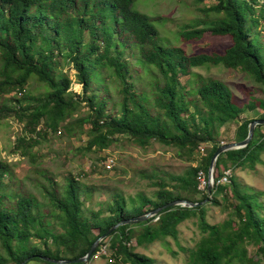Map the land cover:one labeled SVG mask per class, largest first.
Returning a JSON list of instances; mask_svg holds the SVG:
<instances>
[{
    "label": "trees",
    "instance_id": "1",
    "mask_svg": "<svg viewBox=\"0 0 264 264\" xmlns=\"http://www.w3.org/2000/svg\"><path fill=\"white\" fill-rule=\"evenodd\" d=\"M140 1L0 0V98L10 95L9 102L0 105V123L12 118L22 127L11 154L34 161V149L62 132L70 137L84 134L83 153L103 152L124 135L141 148L157 142L191 159L200 147L210 146L209 150L196 167L171 177L176 184L162 178L152 183L158 187L155 199L139 195L137 203L133 200L128 206L117 196L103 217L101 211L84 214L78 177L65 178L61 192L46 177L41 190L47 202L41 204L11 190V165L0 160V264H52L42 257L78 259L119 222L179 199H208V205L219 207V196L228 215L220 224L207 221L204 204L176 206L145 222L120 226L95 255L106 245L115 264H155L136 248L168 237L177 241L178 226L195 218L203 236L195 249L181 248L187 252V264H259L249 256V246L264 260V205L259 199L264 193L242 186L234 174L260 161L264 126L255 128L247 147L218 157L215 178L231 169L230 184L216 186L211 194L197 189L198 173L207 179L211 159L221 146L220 129L236 123L233 141L239 142L248 136L252 121L264 119V0H214L200 8L203 18L184 25L180 37L194 42L208 34L226 37L230 45L192 55L162 43L161 18L140 12ZM127 50L135 52V64L144 75L134 70ZM63 64L75 72L79 96L70 91L72 79L62 71ZM219 65L244 73L259 86L262 97L250 94L246 102H239L222 81L192 73L194 68ZM149 73L155 74L150 90L136 91V84ZM190 75L194 88L187 91L183 79ZM31 79L43 88L41 93L26 91ZM81 108L86 114L75 117ZM246 112L256 118L246 117ZM197 194L201 197L192 199ZM132 241L135 246L129 245Z\"/></svg>",
    "mask_w": 264,
    "mask_h": 264
},
{
    "label": "rangeland",
    "instance_id": "2",
    "mask_svg": "<svg viewBox=\"0 0 264 264\" xmlns=\"http://www.w3.org/2000/svg\"><path fill=\"white\" fill-rule=\"evenodd\" d=\"M214 2V0H206L205 3L198 4L196 0H141L136 7L140 12L161 18L158 31L162 43L170 47H179L185 53L192 55L199 52L223 51L230 45L228 38L214 37L208 34H205L203 39L194 42H185L180 37V31L184 25L192 24L203 18L200 8L204 5H212ZM261 34H264V31ZM125 54H127L126 58L132 61L134 70L140 76L144 75L145 72L142 68L135 64V52L127 50ZM62 71L68 73L72 79L70 91L79 96L81 85L75 81V72L64 64ZM192 73L202 78H214L222 81L239 102H246L250 94H255L256 98L262 97L259 86L239 70L233 71L219 65L194 68ZM153 76H155L154 73L146 75L144 80L136 84L135 90H150L148 84ZM191 76L193 75L183 79V83L187 84V91L194 88L192 83L194 76ZM42 90L43 88L35 79H31L26 87V91L32 95H37ZM12 95L20 97L17 94ZM9 97L10 95L1 97L0 105L9 102L7 100ZM191 97L196 98L194 94H191ZM86 112V108H81L75 117L83 116ZM245 116L256 118V114L253 112H246ZM236 126L237 124L233 122L221 128L217 140L221 144L233 143ZM21 128V125L12 118L0 123V160H5L11 165L13 174L10 182L11 190L16 188L23 194L33 196L43 204L47 201L44 199L41 187L46 184V177L51 178L61 192L60 189L65 184V178L76 176L80 179V197L84 201V214L88 217L92 215V212L97 211L102 212L101 217L108 215L107 206L113 204L114 198L117 196L122 197L128 206H132L133 200L137 203L136 199L139 195L151 200L155 199L158 187L152 183L162 178L168 184H176L171 180V177L184 175L190 167H196L210 147L203 146V150L196 151L191 159L186 154L181 157L177 149L163 146L157 142H152L147 148H141L124 135L103 152L83 153L80 148L86 145L87 137L84 134L70 137L62 132L52 135L48 141L36 147L34 149L36 158L32 161L29 158L11 154L16 137L21 135ZM262 130L264 132V128ZM109 158L115 160L112 169L107 168L106 163ZM234 174L242 186L264 193V152L261 153L260 161L254 165L253 169L236 170ZM181 193L187 195L185 192ZM191 197L199 199L201 194L191 195ZM259 199L264 205V194ZM218 200L221 203L219 207L208 205V201L204 204L207 208L206 219L210 224H220L228 218L223 207L225 202L221 196L218 197ZM56 231L60 232L61 230L57 229ZM178 231L177 241L168 237L147 247H137L136 252L153 258L155 264H187V252H183L181 248L195 249L203 234L198 228L195 218L180 224ZM129 245L135 246V241L130 242ZM248 253L255 261L259 260V264H264V260L257 256L255 247L249 246ZM89 264L115 263L110 259V252L107 250L106 255L97 253Z\"/></svg>",
    "mask_w": 264,
    "mask_h": 264
},
{
    "label": "water",
    "instance_id": "3",
    "mask_svg": "<svg viewBox=\"0 0 264 264\" xmlns=\"http://www.w3.org/2000/svg\"><path fill=\"white\" fill-rule=\"evenodd\" d=\"M257 126H264V119H255L254 121H252L249 124L248 136L244 140L239 141V142L223 144L214 153V155L211 159V162H210V166L208 169V175H207V181H208L207 192H208V194H211L216 187L215 171H216V162H217L218 157L225 152H228L231 150L242 149V148L247 147L249 145V143L254 138L255 128ZM207 201H208V199H206L203 202L194 203V202H190V201L184 200V199L174 200V201H171L167 204H164L163 206H160V207H158V208H156L150 212H147L145 214L133 217L129 220L119 222L118 224H116L115 226L110 228L105 234H103L102 236L97 238L96 241L92 244V246L88 250V252L84 256H82L81 258L74 259V260H56V259H52L49 257H42V259L44 261L52 263V264H89L90 261L95 257V252L99 248L101 242H103L106 238H108V236H110L120 226L127 225V224H137L139 222H145V221L159 215L162 211L167 210V209L172 208V207L180 206V207H184V208H195V207L202 206ZM22 264H25V262H23Z\"/></svg>",
    "mask_w": 264,
    "mask_h": 264
},
{
    "label": "built area",
    "instance_id": "4",
    "mask_svg": "<svg viewBox=\"0 0 264 264\" xmlns=\"http://www.w3.org/2000/svg\"><path fill=\"white\" fill-rule=\"evenodd\" d=\"M223 144H221V145H223ZM199 149L203 150V147H200ZM106 164H107V168L108 169H112L114 167V165H115V160L113 158H109L107 160ZM231 177H232V170L231 169H228V170L224 171L223 175L218 180H216V186H218V185L224 186V185L230 184ZM197 179H198L197 189H198L199 192L204 193L207 190V185H208V181L205 178L204 173L200 171L198 173ZM107 250H108L107 246L104 245V246H102L100 248V251L98 252V254L99 255H106L107 254Z\"/></svg>",
    "mask_w": 264,
    "mask_h": 264
}]
</instances>
